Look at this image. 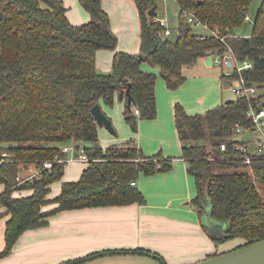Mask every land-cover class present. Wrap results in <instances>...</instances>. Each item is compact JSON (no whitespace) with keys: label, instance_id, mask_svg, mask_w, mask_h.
<instances>
[{"label":"trees","instance_id":"1","mask_svg":"<svg viewBox=\"0 0 264 264\" xmlns=\"http://www.w3.org/2000/svg\"><path fill=\"white\" fill-rule=\"evenodd\" d=\"M79 1L93 20L73 26L63 0H0V150L15 159L0 164V184L4 186L0 207L9 215L0 258L11 252L22 232L45 225L59 211L144 204V196L131 182L140 173L151 175L171 168V159H162L160 153L146 157L133 141L103 149L90 111L95 104L111 106L116 93L130 83L133 101L128 107L125 100V123L135 133L140 120L155 118L156 76L141 70L145 60L160 68L166 86L173 89L185 81V67L231 48L238 61L251 63L244 74L257 88L264 87V0L247 37L235 36L234 30L246 22L253 0H175L178 25L170 37L158 34L162 29L148 14L157 0H133L140 54L117 50L102 0ZM184 11L210 30L219 28V36H230L222 42L206 30L198 33L183 21ZM101 49L114 51L108 73L96 68V52ZM225 78L230 86L236 79ZM255 100L260 101V96ZM247 108V100L236 96L201 114H187L180 104L174 107L181 157L188 162V173L195 182L192 204L201 217L205 201L209 202L212 218L227 224L212 240L217 244L240 240L234 249L264 239V156L254 155L247 164L233 147L245 142L236 138L237 125L251 128ZM70 142L90 143L84 150L95 160L86 163L77 181L63 182L60 193L49 200L50 185L61 180L65 168V164H53L39 178L12 188L22 167L52 160ZM223 143L225 151L220 149ZM16 189L32 193L14 197ZM49 203L57 206L43 211ZM110 254L153 256L165 264L146 249L96 252L78 262Z\"/></svg>","mask_w":264,"mask_h":264},{"label":"crops","instance_id":"2","mask_svg":"<svg viewBox=\"0 0 264 264\" xmlns=\"http://www.w3.org/2000/svg\"><path fill=\"white\" fill-rule=\"evenodd\" d=\"M101 6L105 12L110 8L119 10L122 20L119 27L122 29L113 28V34L118 37L117 50L140 54L139 20L134 1L102 0ZM157 8L158 6L156 11ZM126 25L128 27H123ZM198 28L195 31L204 33L203 28ZM119 35L125 36L126 39ZM113 56L114 51L111 50L101 49L96 52L95 62L99 72L110 71ZM140 68L153 74L154 69L159 72L160 77L156 78L154 89L156 116L150 120H140L137 132L125 133L123 139L130 135L135 138V144L146 157L160 153L162 159H171V168L151 175L139 174L135 182L144 196V204L59 211L49 216L45 225L22 232L11 252L0 258V264H159L153 256L138 254L102 255L78 262L92 253L121 249L149 250L160 256L165 264H192L207 258L208 255L230 251L240 244L238 239L217 244L201 225L199 210L192 204V199L196 196L194 178L188 173V162L181 157L182 144L174 122L176 104H180L187 114L193 115L204 113L224 102L216 78L197 79L199 85L189 81L183 82L171 91L166 87L158 66L145 60ZM220 87L227 96L232 94L229 82L223 80ZM192 96L196 98L191 100ZM116 99L119 100L118 92ZM125 100V96L119 100L120 110L118 116H114L119 127ZM103 107L107 109L101 104L102 110ZM100 129L108 132L105 128ZM103 130L100 131L102 144L105 143L102 148L105 149L108 144L118 145V140L115 141L112 137L116 132L115 134L108 132L109 136H107L104 135L106 133H103ZM75 145L74 142H70L65 146ZM78 162L74 160L67 164L74 177L66 178L54 187L55 183L51 184L48 199H53L60 193L63 182L79 179L86 165H79ZM65 168L64 174L67 172ZM35 171L36 166L33 169L29 164L22 167L19 176L27 177ZM3 189V184H0V193ZM31 193L32 191L28 189H16L13 190L12 195L21 197ZM204 204L206 207L209 206L208 201ZM51 208L53 207H43L42 210ZM4 211L5 208L0 207V252L5 247L6 223L9 219V215ZM203 213L204 209L202 215ZM214 226L216 225H212V228L217 230Z\"/></svg>","mask_w":264,"mask_h":264},{"label":"built area","instance_id":"3","mask_svg":"<svg viewBox=\"0 0 264 264\" xmlns=\"http://www.w3.org/2000/svg\"><path fill=\"white\" fill-rule=\"evenodd\" d=\"M153 19L160 25L162 29L158 32V34L162 37H170L172 32L167 25L166 19L158 15L153 16ZM182 19L189 25H193L196 28H203L207 31V33L209 32L208 35L219 37V40H221L222 42H225L224 39L226 36H230V34L219 36V28L215 27L214 29L210 30L205 23L199 21L192 13L188 11H184L182 13ZM245 20H249L248 15L245 16ZM204 36V34H201L200 39H203ZM209 55H211L212 57L211 65L215 64L225 67V77H236L235 83L231 86L232 94L236 97L244 98L248 102V108L245 111V116L252 123L251 128H242L237 125L236 133L241 134L248 131L251 134H254L255 137L250 138L249 141L235 144L233 147L235 150L240 151L243 154L244 162L249 164L252 159L256 158L254 155H256L257 157L264 156V106L260 101H254V98L258 96L257 87L244 74L245 70L251 68V63L249 61H245L242 66H239V61L235 58L231 48H229L228 51L223 54L218 53L215 55ZM135 113H138L137 110H135ZM226 148L227 147L225 143L220 145V149L222 151H225ZM74 150H80V153L76 156H73ZM14 160L15 159H11V155L8 152L0 150V164ZM74 160L83 163L95 161L86 154L82 145H79L77 149L74 146H63L61 147L60 153L55 155L52 160H46L40 163V165L36 167L35 173H33L32 175L27 177H20L18 175L16 177V183L12 188L17 187L18 185H21L23 183L30 182L35 178H39L42 171L47 169L49 170L53 164H68ZM131 185L135 186L136 182L132 181Z\"/></svg>","mask_w":264,"mask_h":264},{"label":"rangeland","instance_id":"4","mask_svg":"<svg viewBox=\"0 0 264 264\" xmlns=\"http://www.w3.org/2000/svg\"><path fill=\"white\" fill-rule=\"evenodd\" d=\"M63 2H64L65 8L67 9V12H66L67 18H68L69 22L73 26H79L81 24L87 23L88 19L89 20H93V17L89 14L88 11H86L82 7V5L80 4L79 0H63ZM260 2H261V0H253L252 1L251 6H250V8H249V10L247 12V15L249 17V21L244 22V24L241 27H238V28H236L234 30L235 36L247 37V36H249L251 34L252 29H253L254 19H255L256 15H257V11L259 9ZM155 3L158 6V8H157L158 16L166 19L167 25L171 29V32L173 33L172 36H174L175 32H176L175 30H176L177 25H178V11H177V8H176L177 6H176L174 0H157ZM134 7L136 8V6H134ZM106 12H107V16H108V19H109L110 31L113 33L114 32L113 31L114 27H116L118 29H122L121 27H119L122 24V20H120L121 17H120V14H119V10L117 8H110L109 11L106 10ZM136 12H137V9H136ZM191 26H193V25H191ZM123 27H128V25L123 26ZM194 28L196 29V27H194ZM198 29H201V28H198ZM119 36H121V35H119ZM121 37L124 40L126 39V38H124L125 36H123V35ZM117 39H118V37H117ZM117 45H118V40H117ZM244 63H245V61H239L238 65L242 66ZM203 65H204V61L201 59L197 63L193 64L192 66L185 67L183 69V74L186 77L184 82L189 81V83H193V84L196 83V84L199 85V83L197 82V79L213 77L214 79L216 78V80L218 82L219 91L223 94L222 98L224 99V102L229 97L233 98L234 97L233 94H231L230 96H227L224 93V91H221V87H220L221 86V82L223 80L229 82L228 79H226L224 77V72L226 70L225 67H223L221 65H215V64H212L209 67H205V65L204 66ZM153 72H154L156 78L160 77L159 72L157 71V69H154ZM235 80H236L235 78L232 79V81L234 83H235ZM164 82H165V80H164ZM231 86H230V90H231ZM174 89L175 88H173V89L168 88V90H171V91L174 90ZM257 95L260 96V101H261L262 104H264V87L257 88ZM195 98H196L195 96H192L191 100H194ZM232 98H229V99H232ZM119 105H121V102H119V100L116 99V100H114V102H113V104L111 106H106L107 109H105L103 107V112H105L106 116L112 121V124H113L115 132H116V135L112 136V137L115 138V141L118 140L117 141L118 145H125L127 143V141H134V143H136V139L135 138L133 139L131 135L129 137H127L126 139H123L125 133H127V134L128 133L135 134L125 124V121H124L123 117H122V120H121V126L120 127H119L118 123H116V121L114 120V116H116V115L118 116V110H120L118 108ZM101 130H103V129H100V127H99L98 139H99V143H100L101 147L104 148L105 145H103V144H105V143L103 142V144H102V136H100V131ZM102 132L106 133L104 135L109 136L108 132H105L104 130ZM253 137H255V135L251 134L248 131L236 135L237 139H239L241 141H245V142L249 141L250 138H253ZM83 144H84V145H82L83 148H84V146L86 148H90L91 147L90 143H83ZM108 146H111V145L108 144L106 147H108ZM79 153H80V150H74V155L73 156H76ZM77 164L86 165V163H83V162H78ZM65 165H67V164H65ZM31 166L33 167V169H35V165L34 164H31ZM69 168L70 167L67 165L66 168H65V172L66 171L67 172L64 174L63 178H61L60 181L55 182L53 187L59 185L61 183V181L66 180V178L74 177V175L71 174L72 171H70ZM49 200H51V199H49ZM48 206H52L54 208V207L57 206V204L49 203V204H47V205H45L43 207H48ZM43 207H42V209H43ZM45 211H48V210H45ZM206 231H207V229H206ZM210 238H212V237L210 236Z\"/></svg>","mask_w":264,"mask_h":264},{"label":"water","instance_id":"5","mask_svg":"<svg viewBox=\"0 0 264 264\" xmlns=\"http://www.w3.org/2000/svg\"><path fill=\"white\" fill-rule=\"evenodd\" d=\"M156 5L148 10L150 16H156ZM211 55H207L204 59V65L211 66ZM130 86L128 83L126 89H121L118 92V99L121 100L123 96L127 99V106L130 107L132 104V97L130 95ZM231 99L225 100V103L230 102ZM91 114L95 120V123L100 128H105L109 133L115 134V129L111 120L103 112L99 104H95L91 107ZM78 144L75 148H78ZM204 213L200 218L201 225L207 229L208 235L214 238H218L226 229L227 224L225 222L217 221L212 218V208L211 205H203ZM212 225H216L217 230L212 228ZM192 264H264V239L255 241L248 245L236 248L221 254H217L211 257H207L201 261Z\"/></svg>","mask_w":264,"mask_h":264}]
</instances>
